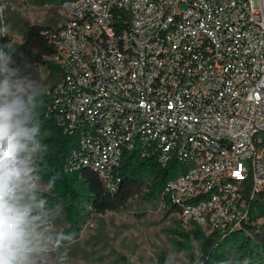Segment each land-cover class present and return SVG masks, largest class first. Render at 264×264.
<instances>
[{
    "label": "built area",
    "instance_id": "1",
    "mask_svg": "<svg viewBox=\"0 0 264 264\" xmlns=\"http://www.w3.org/2000/svg\"><path fill=\"white\" fill-rule=\"evenodd\" d=\"M50 32V111L72 163L111 189L124 149L189 166L169 183L186 224L233 231L264 186V0H77ZM250 189L249 195L246 190Z\"/></svg>",
    "mask_w": 264,
    "mask_h": 264
},
{
    "label": "trees",
    "instance_id": "2",
    "mask_svg": "<svg viewBox=\"0 0 264 264\" xmlns=\"http://www.w3.org/2000/svg\"><path fill=\"white\" fill-rule=\"evenodd\" d=\"M77 0H37L40 6H61ZM56 27L30 25L24 41L14 48L4 42V48L18 62H26L25 70L44 84V96L39 110V121L46 147L35 154L32 169L50 195L43 201L52 209L59 208L69 228L65 235L76 237V230L94 214H105L125 209L141 199L146 203L163 202L171 212H179L172 205L167 191L169 183L185 173L189 166L173 158L166 166L158 155L142 157L137 148L124 149L120 166L114 171L117 189L111 190L98 173L84 165L72 163L80 148L81 132H65L51 116L52 92L63 80L61 68L52 60L56 48L50 32ZM249 195L250 189L246 190ZM264 186L250 201L249 219L241 228L211 230L192 224L189 231H174L172 244L187 259L185 264H264ZM62 234V237L64 236ZM75 234V235H74ZM160 264H173L164 256Z\"/></svg>",
    "mask_w": 264,
    "mask_h": 264
},
{
    "label": "rangeland",
    "instance_id": "3",
    "mask_svg": "<svg viewBox=\"0 0 264 264\" xmlns=\"http://www.w3.org/2000/svg\"><path fill=\"white\" fill-rule=\"evenodd\" d=\"M59 6H40L37 0H0V47L10 48L24 41L30 25L57 27L63 22ZM31 165L28 181L33 202L43 207L35 212L38 240L52 239L48 250L39 256V264H160L164 256L173 264H185L186 256L172 244L174 231H189L180 212H171L163 202L146 203L136 199L125 209L105 214H92L76 230V237L64 239L69 225L59 213L43 201L49 189L40 183ZM50 214V215H49ZM45 217V223H40ZM264 219L259 221V226ZM75 235V234H74Z\"/></svg>",
    "mask_w": 264,
    "mask_h": 264
},
{
    "label": "clouds",
    "instance_id": "4",
    "mask_svg": "<svg viewBox=\"0 0 264 264\" xmlns=\"http://www.w3.org/2000/svg\"><path fill=\"white\" fill-rule=\"evenodd\" d=\"M25 64L0 47V264H39L53 242L35 237V212L43 206L33 202L28 157L46 147L39 121L44 84Z\"/></svg>",
    "mask_w": 264,
    "mask_h": 264
},
{
    "label": "crops",
    "instance_id": "5",
    "mask_svg": "<svg viewBox=\"0 0 264 264\" xmlns=\"http://www.w3.org/2000/svg\"><path fill=\"white\" fill-rule=\"evenodd\" d=\"M60 26V25H59ZM59 26H57V27H59Z\"/></svg>",
    "mask_w": 264,
    "mask_h": 264
}]
</instances>
